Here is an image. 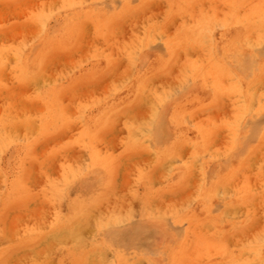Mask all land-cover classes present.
Masks as SVG:
<instances>
[{
	"label": "bare ground",
	"instance_id": "obj_1",
	"mask_svg": "<svg viewBox=\"0 0 264 264\" xmlns=\"http://www.w3.org/2000/svg\"><path fill=\"white\" fill-rule=\"evenodd\" d=\"M98 1L94 6L86 7L84 10L88 11L85 17L90 16L96 32L102 36L101 34L110 22L109 17L104 18L102 14L106 15L107 11L110 12L100 0ZM188 1L193 0H169L168 11L172 13L184 12L187 10ZM225 2L230 12L228 17L217 18L215 15L203 13L194 25L184 26L178 39H183L185 43H188V48L198 49L202 54V61L190 63V79L183 83L178 96H158L154 100L150 121L144 128L136 125L126 126V136L120 153L110 154L98 151L95 147V140L126 103L137 98L143 91L142 82L137 77L124 87L115 89L104 101L99 103L98 107L92 109L88 105L77 111L74 119L79 124L80 130L74 138L69 140V143L73 142L84 149L86 152L84 162L79 165L65 164L58 182L46 180L44 187L47 188V191L45 193L43 189L29 190L25 179H22V182H17L15 179L11 181L12 185L7 188L13 198L22 199L25 204L33 199L35 204L51 205L46 210L47 217L33 220L34 223L20 231L11 244L12 248L19 245L26 250L33 251L37 245L40 247V245H47L49 241H52L53 248L50 252H45L42 255L38 253L39 257L33 252L32 254L37 257L29 256L24 264H49L50 262L51 264H193L197 260L203 264L202 259L205 260V264H264V242H259L252 248H248V244L253 241H246L238 248H227L219 241L224 234L236 236L240 234L239 232H244L247 227L244 225L246 221L254 222V217L250 213L252 211L249 210L250 205L247 206L248 209L245 208L246 212L244 213H241L240 208H236L239 209V212L233 209V213L238 212V214L226 220L222 212L213 214L215 209L219 211L216 202L221 200L218 201V197H215V190L221 186L232 189L230 200H227V203L223 202L225 205L222 209L242 206L243 201L240 200L241 196L245 194L235 191L234 183L237 176L250 167L248 158L251 152L264 142V125L260 123L264 120L260 119L263 115L264 97L255 86L264 78L262 76L264 73V0H225ZM42 14L46 16L45 13ZM39 15L36 16L38 20L43 17L38 18ZM48 17L50 16L48 15ZM76 28L77 25H72L73 32ZM140 39L145 41L144 45L147 44L146 39H154L153 31L146 32ZM140 39L137 40L138 45L129 51L131 52L129 55L133 59H137L139 52L143 49L139 45ZM46 41L48 42V40ZM172 42L173 40L163 45L167 55L173 53ZM144 51H146L145 54L137 59L138 65H143L145 61H151L152 65H156L160 60L157 51L153 47ZM14 53H16L15 49L12 51V55ZM12 57V60L18 59L21 63L15 65V69L11 67L12 80L17 82V85L32 86V92L27 99L34 102L33 105L35 104L39 110L35 123L37 127L30 126L32 131H35L37 138H41L47 131L54 132L64 128L71 119L66 115L62 103L55 98L59 91L58 86L56 85L57 90L55 91V83L40 85L37 78L36 58L29 60L23 54L19 57ZM6 60H8V51L4 49L0 51V69ZM144 70L146 69L144 68ZM191 82L194 84L193 87ZM1 84L0 82V91L4 92ZM63 89L64 87H61L60 91ZM84 89L86 90V87ZM11 91L10 94L13 93ZM75 91L74 93H76ZM80 91L82 90L80 89ZM68 96L71 94L68 93ZM221 98L228 99L226 101H229L233 113L231 118L219 125L217 120H213L214 116L212 117L211 114L219 106L217 102ZM147 101L145 104L148 105L151 101L148 99ZM6 107L0 112V148H4L6 145L11 148L18 146L16 150L20 149L22 170H24L23 175L25 176L27 169L25 162L27 163V160L33 157L29 150L30 146L26 144L32 137L29 131L31 121L26 118L16 119L8 113ZM144 111L139 112L145 114L146 111ZM147 112L149 113V110ZM200 116L206 120L205 124L200 121L201 119L199 120ZM140 119L142 120V118ZM144 122L143 120L142 123ZM17 127L25 130L22 136L15 133ZM219 131L226 136L225 149L221 153L214 147L215 143L210 144L213 149L208 145V140L216 138ZM51 140L54 139L51 138ZM54 143L56 142L54 141ZM137 150L149 152L154 168L165 170L163 182H160V190L156 194L157 196L162 195V201L164 200L163 195L167 191H171L173 188H182L196 171L203 173L202 183L197 188V198L195 199V203L197 202L200 207L197 212L187 215L186 229H181L183 224L181 227L178 224L179 228L175 227L180 215L172 216L173 212L169 209H163L161 212L152 207L154 197H152L151 187H149L145 174L139 170L134 175V183L137 188H132L127 192V195L139 205L138 219L128 218V215L121 217L115 214L116 209L114 213L104 211L107 213L105 215H99L94 211L99 204L107 207L108 205L105 203L119 194L111 183L112 173L118 167L119 161L129 157L131 152ZM39 152L42 153V150ZM41 153L39 154L41 155ZM175 159L180 160L178 165L173 163ZM145 161L143 160V162ZM47 164L49 163L47 162ZM33 166L35 167L34 163ZM125 172L127 173V170ZM125 175L123 176L125 177ZM123 176L121 180L124 179ZM127 178L124 179L125 181L123 180V184L129 181ZM17 183H19L18 187L21 191L14 186ZM193 184L195 186V183ZM242 186L245 188L244 185ZM182 194L180 195L182 196ZM122 196L125 199V195ZM112 199H110L111 202ZM126 199L128 200V197ZM119 201H122L121 204L123 203V200ZM157 202L159 203V201ZM124 204L121 205L122 208L127 207ZM159 206L161 207L160 204ZM33 210L35 209L33 208ZM126 210L127 208H125ZM92 212L95 213V216ZM122 213L123 210L120 214ZM90 215L93 218H91L92 221L89 218ZM87 218L90 220H87L85 226ZM88 221L92 223L91 225L89 222L92 226L89 225L91 230L88 229ZM83 225L84 229L90 231L88 236L81 233ZM202 235H210L213 238L206 242L199 241V237ZM12 237L11 235V239ZM3 247H0L1 261H5L6 258L3 255L6 253ZM214 251L217 253H213ZM206 253H210V255ZM11 257L9 256V258Z\"/></svg>",
	"mask_w": 264,
	"mask_h": 264
},
{
	"label": "rangeland",
	"instance_id": "obj_2",
	"mask_svg": "<svg viewBox=\"0 0 264 264\" xmlns=\"http://www.w3.org/2000/svg\"><path fill=\"white\" fill-rule=\"evenodd\" d=\"M100 1L110 12L108 13L107 11L106 15L102 14L104 18L109 17L110 20L109 24L101 34L102 36H99L96 32L94 26L92 25L90 16L85 17L88 11L84 10L86 7L94 6L95 3L99 2L98 0H0V51L4 49L8 51V60L5 61L2 69H0V82L2 83L1 87L4 90V92L0 91V98L2 97L0 100V112L7 106L6 109L11 116H14L16 119L26 118L28 121H31V124L33 123V125H29V131L31 132L32 137L28 143H26L30 146L29 150L30 153L32 152L33 157L27 160V163L25 162L27 165L25 176L23 175L24 170H22L20 149L16 150L18 149V146L16 148H11L6 145L4 148H0V247L5 246L3 249L6 252L3 254L6 256L5 261L0 260V264H24L25 260L29 256L39 257V254L42 255L45 252H50L53 248L52 241H49V244L47 245H40L41 248L37 245V248L34 247L33 251L26 250L19 245L14 248L11 247L16 235L20 231H23L26 227L32 225V223H34L33 220L47 217L48 212L46 210H48L51 206L49 204H35L33 199H30L29 203L25 204L22 202V199L17 200L13 198L10 193H8L9 189L7 188L12 185L11 181L15 179L17 182H22V179H25L27 180V185H29V190L37 191L43 189L45 193L47 191V188L44 187L46 180L49 179L58 182L61 177L62 167H64L65 164L79 165L84 162L86 159V152L84 149L78 144H74L73 142L72 144L69 143V140L74 138L80 130L79 124L74 119L77 111L88 105L91 106L92 109L98 107L99 103L104 101L115 89L124 87L137 77L140 78V81L142 82L144 87L143 91L137 98L126 103L118 114L115 115L108 127L100 132L98 139L95 140V147L98 151H105L110 154L120 153L122 151L123 140L126 136V126L136 125L140 128H144L147 122L149 123L150 121L149 117L151 116L154 100L158 96H178L183 83L187 79H190V63H198L202 61V54L198 49L195 47L188 48V43H185L183 39H178V37L181 36L184 26L194 25L203 13L212 16L215 15L217 18H225L229 16L228 14H230L225 0L188 1L187 10L178 13L168 11L169 0ZM211 9H213V11H211ZM42 13H45L46 16ZM37 15H39L38 18H40V16L43 17L38 20L36 18ZM48 15L50 17H48ZM72 25H77L75 32L72 31ZM39 27L40 32L38 33ZM55 28L56 30H54ZM150 31H153L154 39H146L148 43L144 45L145 41L140 38L146 34V32ZM42 39H46L48 42ZM138 39H140L139 45L143 48L139 52L138 58L142 54H145L146 51L144 50H150L153 47V49L157 51V55L160 59L156 65H152L151 61H145L143 65H138V58H131L129 55L131 52L129 51H132L138 45ZM172 40V47L174 48L173 53L171 52V54L167 55L163 45ZM14 49L16 50V53L12 55V51H14ZM19 52H21L23 56L27 57L29 60L36 58L37 78L40 85L43 83L44 85L55 83V91L58 86L59 91L57 92V95H55V98L62 103L66 111V115L71 119V121L64 128L54 132L47 131L41 138H37L34 133L35 131H32V127L36 125L35 123L39 113L38 107L35 104V106L33 105L34 102L32 103L27 99L30 92H32V86L17 85V82L13 81L11 78V67L15 69V65L21 64L18 59L12 60V56H22ZM144 68L146 70H144ZM262 76H264V73ZM191 85L193 87L194 84L191 82ZM255 86L261 96L264 97V78L261 82H257ZM61 87H64L62 91H60ZM85 87L86 90L84 89ZM80 89L82 91H80ZM10 90L13 91L12 94H10ZM74 91L76 93H74ZM8 92L10 96L8 95ZM68 93L71 94L72 97L68 96ZM147 99L151 101L149 102L150 105L148 103L151 108L145 104V102H148ZM226 99H219L217 102L219 106L214 109L211 114L212 117H215H213V120H217L219 125L225 122L226 119L232 117V108L229 101H226ZM143 106L145 108H142ZM146 107L148 108L147 110H149V113L147 112ZM14 108L16 109L14 110ZM124 110H127V112H124ZM138 110L140 112H142V110L146 111H144L145 114H147L146 119L145 114L143 113V117V114H141ZM216 114L218 116L217 118ZM262 114L264 115V107H262ZM263 115L260 117L261 120L262 118L264 119ZM140 118H142V120ZM198 118L199 120L201 119L200 121L202 123H206L203 116ZM143 120L145 121L144 123H142ZM262 121L260 123L264 125V120ZM15 131H17L15 133L19 136H22L25 130L21 127H17ZM60 133L62 134L60 135ZM51 138L54 140H51ZM54 141L56 143H54ZM208 142L209 146L212 142L213 144L215 143L214 147H216L217 150L220 151L219 153H221L225 149L226 136L219 131L216 138H212L208 140ZM40 149L42 150V153L39 152L41 151ZM39 153H41V155ZM51 155L53 156L51 157ZM144 158L147 160L145 161ZM151 159L152 157L149 152L137 150L131 152L129 157L119 161V165L112 173L111 178V183L119 194H116L117 198H110L112 199V202L109 199L110 201L108 200L105 203V205H108L107 207L102 203L105 208L99 204L95 207L94 211H96L97 214L99 213V215H105L107 214L105 212L114 213V210L116 209L115 214H118L121 217L128 215V218L138 219L139 205L127 195V192L132 188H137V185L134 183V175L138 173L139 170L145 174L149 187H151L152 197H154L152 207L161 212L163 209H169L173 212L172 216L175 214L180 215V219L177 223H175V227H178V224L179 227H181L183 224L181 229L184 230L187 227V215L191 212H197L200 207L197 202L195 203V199L197 198V188L202 183L203 173L196 171L188 180L187 184H185L182 188H173L171 191H167V193L163 195L164 200L162 201V195L157 196L156 194L160 190L165 170H161L159 168L155 169L156 167L154 168ZM263 159L264 142L256 146L251 152L248 158L250 167H247L243 173L238 175L234 183L235 191H238L240 194H245L241 196L242 199L240 201H243L241 207L237 205L235 208L231 207L228 209H222L224 207L223 205H225L223 202L230 200L229 197L232 189L227 186H221L218 188L219 191L215 190V197H218V201H221L216 202L219 211H216L215 209L213 214H217L216 212H222L226 220L238 214L239 209L236 208H240L241 213H244L246 212L245 208L248 209L247 206L250 205L251 207L249 210L252 211L250 213L254 217V222L251 221L250 223L249 221H246L247 223H244V225H247L244 232H239L240 234L236 236L234 234L222 235L221 240L219 241L224 247L238 248L246 241H253L248 244V248H252L255 247L257 243L264 242ZM143 160L145 162H143ZM32 162L35 164V167ZM47 162L49 164H47ZM179 162V159L173 160V163L176 165H178ZM42 163L45 165L43 166ZM33 167L34 169H32ZM35 168L37 169V172ZM126 170L127 173L125 172ZM121 175H125V177L123 176L124 179L128 176L127 181L128 179L129 181L124 183L126 185L123 184L125 180H121ZM193 183H195V186ZM18 184L19 183L14 186L18 187ZM242 185H244L245 188ZM181 190L182 192H180ZM216 191L218 192L216 193ZM186 193L187 196L185 197ZM180 194H182V196ZM122 195H125V199ZM127 197L128 200L126 199ZM114 199L115 201H113ZM119 200H123V203H125L124 205H127V207L123 205L124 207L122 208L121 205L123 203L121 204L120 202L122 201ZM176 200H180L179 202L177 201L178 204ZM182 200L184 204L181 203ZM116 201L119 202L117 203ZM157 201H159V203ZM33 208L36 211L33 210ZM125 208H127L126 211ZM99 209L103 212H100ZM233 209L238 212L234 214ZM122 210L123 213L120 214ZM227 214L228 216H226ZM90 216L89 218L91 219L92 216ZM90 219H86V222L84 223L85 226L87 225V220ZM89 222L90 221H88V226L90 225ZM84 225L81 233L85 234L84 236H88L87 234H90L89 230H91L90 226L92 223L89 227L87 226L89 230H86V228L84 229ZM11 235L13 236L12 239ZM212 238L213 237L210 235H202L199 237V241L204 240V242H206ZM41 250L43 251L40 252ZM33 252L37 256L33 255ZM213 253L217 252L214 251ZM206 254L210 255V253ZM9 256L12 257L9 258ZM202 260L203 264H205V260ZM49 264H51V262ZM193 264L200 263L197 260Z\"/></svg>",
	"mask_w": 264,
	"mask_h": 264
}]
</instances>
